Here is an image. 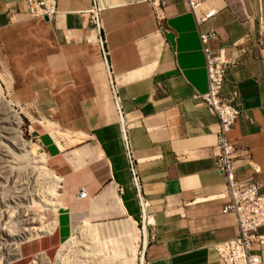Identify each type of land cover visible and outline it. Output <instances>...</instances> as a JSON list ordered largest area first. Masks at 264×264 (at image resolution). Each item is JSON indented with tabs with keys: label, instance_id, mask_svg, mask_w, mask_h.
<instances>
[{
	"label": "crops",
	"instance_id": "crops-1",
	"mask_svg": "<svg viewBox=\"0 0 264 264\" xmlns=\"http://www.w3.org/2000/svg\"><path fill=\"white\" fill-rule=\"evenodd\" d=\"M97 1L104 7L101 30L89 23L92 0H56L55 17L37 20L49 33L50 50L44 63L32 66L48 71L24 82L15 76L9 84L18 103L32 102L48 121L40 123L45 129L38 139L50 170L63 179L56 232L62 215L69 220L58 243L72 234V214L91 223L106 211L126 217L115 223L137 229L143 198L154 232L146 264H223L213 246L237 236L238 226L222 208L224 177L214 164L217 118L194 98L207 89L196 15L184 0H166L161 22L157 2ZM212 8L217 13L199 29L217 28V45L232 60L221 96L240 111L228 132L235 177L258 183L264 194V0H203L197 13ZM26 19L23 1L0 0V34ZM99 163L107 167L104 187L105 178L91 169ZM100 189L87 213L71 208ZM257 233L264 239V225ZM253 250L264 264V242ZM40 252L46 254H33Z\"/></svg>",
	"mask_w": 264,
	"mask_h": 264
},
{
	"label": "rangeland",
	"instance_id": "rangeland-1",
	"mask_svg": "<svg viewBox=\"0 0 264 264\" xmlns=\"http://www.w3.org/2000/svg\"><path fill=\"white\" fill-rule=\"evenodd\" d=\"M17 23L19 24L20 21ZM41 23V21L26 19V21L20 25L8 27L6 31L0 34V85L5 97L10 101L12 107L16 110L21 119L20 128L23 138L35 145V148L27 156L28 158L26 161L36 167L43 165L46 160V156L43 151V147L40 143L36 142V139H34L33 136L38 134V131L42 130V128L45 129L42 124H45L48 121L46 118L37 117L31 107H18L19 103L15 100L11 91H9V84L12 80H14L15 76H17L16 79L19 82H24L26 80L30 81L36 79L35 75L38 77L40 74H44L48 71L42 67L33 69L32 66L35 62L44 63L50 50L49 33L46 28L41 25ZM29 125L32 126L36 133H29ZM0 136V141L2 140L4 143H8L6 142L7 135L3 133L1 128ZM10 159L9 157L6 159V156L0 152V199H2V197L12 195L15 190L20 188L19 185L22 182L24 183L28 181L26 177H23V175L20 177L16 176L15 179L11 180L9 172L7 171V168H5L7 164H10V162L7 161ZM46 164L49 168H51L48 161H46ZM91 169L99 178H105L103 187L109 184V181L107 180V167L104 164H95L91 167ZM16 178L19 181L18 184L14 183ZM24 186L28 185L25 184ZM102 190L103 189L98 190L93 196H89L86 199H75L71 208L76 210L75 212L87 213L91 205L90 198L97 196ZM62 192L63 188H60L59 193ZM59 199H61V196ZM36 202L37 203L33 205L25 202V205H28L32 211L36 213V215H45L46 224L57 220L56 216L61 207H59L58 210L53 211L54 209L52 208H42L39 204V200ZM18 203L19 204L17 205L13 204L16 211H20V208L23 205L20 202ZM2 206L3 205L0 203L1 208H3ZM99 213L101 216L91 219L92 229L97 233V235L95 241L96 243L91 244V248L88 250V255L86 256L88 257L89 264H140V257L142 255L145 256V249L150 241L149 234H147L145 241L143 235L144 229L143 226L141 227V221H137L136 225L139 234L138 239L136 228H133L130 225L124 224L121 226L120 223H115L125 219L126 217L116 216L106 211ZM89 215L91 214L89 213ZM83 217V214H72V233L81 222L88 221ZM68 228L69 220L68 216L65 214L60 218V227L57 232L55 230L51 235L46 233L39 237L37 236L28 239L33 241L20 245L22 256H20L17 260L11 259L9 262L7 261V264H29L33 261V253L39 250H44L51 261L55 263V253L57 249L59 250L61 244L58 243V241L60 240V236L67 232ZM136 239H138V242ZM23 241L27 240L24 239ZM77 252V256H75V259L73 260L75 263L73 262L72 264H80L79 261L85 257L82 255L81 251Z\"/></svg>",
	"mask_w": 264,
	"mask_h": 264
},
{
	"label": "built area",
	"instance_id": "built-area-1",
	"mask_svg": "<svg viewBox=\"0 0 264 264\" xmlns=\"http://www.w3.org/2000/svg\"><path fill=\"white\" fill-rule=\"evenodd\" d=\"M25 4V14L27 19L44 20L46 17L51 20L55 17L56 0H21ZM156 6L154 14L156 19L161 22L164 19V7L166 0H147ZM92 5L88 10L89 23L95 30H101V12L104 7L97 1L92 0ZM160 2V3H158ZM187 8L196 15V24L198 26V36L202 52L206 61L207 89L204 93H196L194 98L199 99L210 113L216 116L218 121V130L216 134V154L214 164L216 169L224 177V197L225 204L223 210L233 214L238 226V235L214 244L216 251L223 264H261L260 253L253 250V245L257 242H264L263 236L257 233L260 226L264 225V194H260L259 184L256 182H242L235 177V154L236 148L234 143L228 137L237 117L240 114L239 109L230 100L221 96V90L225 79L227 67L232 63L224 48L217 45L219 40V30L215 27L199 29L204 22L214 17L217 13L215 9L207 11L197 10L200 8L202 0H184ZM161 28V27H160ZM259 30L264 34V26ZM102 47L104 59L107 60L108 52L104 48L105 41L102 38L99 41ZM105 60V61H106ZM107 64V63H106ZM109 76L111 71L108 68ZM31 107L37 117H41L36 106L32 102L19 103L18 107ZM29 133H36L31 125L28 126ZM37 143L39 142L38 134L33 136ZM41 149V148H40ZM254 170H258L254 167ZM86 197V191L80 190L79 198ZM142 200L141 227L145 222L147 225V234L150 235L149 243L154 239L152 230V217L148 213V202ZM71 234V231H70ZM146 234V235H147ZM70 236V235H69ZM140 264H146L145 256Z\"/></svg>",
	"mask_w": 264,
	"mask_h": 264
},
{
	"label": "bare ground",
	"instance_id": "bare-ground-1",
	"mask_svg": "<svg viewBox=\"0 0 264 264\" xmlns=\"http://www.w3.org/2000/svg\"><path fill=\"white\" fill-rule=\"evenodd\" d=\"M20 126L21 119L10 101L5 97L0 85V128L7 135L6 142H8L0 141V152L6 156V159L7 157L11 158L7 160L10 164L5 166L11 180L22 175L28 180L19 185L20 188L15 190L14 195L7 193V197L0 199V203L3 205V208L0 207V264H7V261L20 257V245L24 239L28 240L46 233L51 234L57 227L58 221L54 220L46 224L45 215H36L28 205H25V202L33 205L39 200V204L44 209L57 210L61 207L59 189L63 186V179L47 166V153L44 149L46 160L42 166H32L26 161L35 145L23 138ZM14 183H19L17 178ZM18 202L23 204L20 211H16L13 206V204H19ZM145 222L142 226L146 241L147 225ZM96 235L97 233L92 229V224L89 221H83L63 242L55 263L47 254L40 252L33 256V261L29 264H72L75 256H77V251H81L82 255L85 256L79 261L80 264H89L86 256L91 244L96 243ZM143 258L144 255L140 257V261H143Z\"/></svg>",
	"mask_w": 264,
	"mask_h": 264
},
{
	"label": "water",
	"instance_id": "water-1",
	"mask_svg": "<svg viewBox=\"0 0 264 264\" xmlns=\"http://www.w3.org/2000/svg\"><path fill=\"white\" fill-rule=\"evenodd\" d=\"M44 20L47 21L48 19L45 17Z\"/></svg>",
	"mask_w": 264,
	"mask_h": 264
}]
</instances>
